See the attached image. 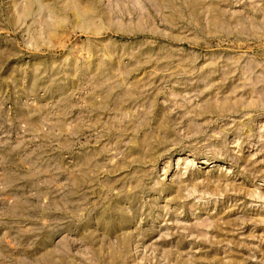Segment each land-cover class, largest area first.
<instances>
[{
  "label": "rangeland",
  "instance_id": "374dc122",
  "mask_svg": "<svg viewBox=\"0 0 264 264\" xmlns=\"http://www.w3.org/2000/svg\"><path fill=\"white\" fill-rule=\"evenodd\" d=\"M0 264H264V0H0Z\"/></svg>",
  "mask_w": 264,
  "mask_h": 264
}]
</instances>
